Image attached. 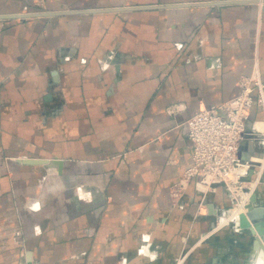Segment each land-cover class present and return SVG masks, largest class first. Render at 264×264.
<instances>
[{
	"label": "crops",
	"instance_id": "obj_1",
	"mask_svg": "<svg viewBox=\"0 0 264 264\" xmlns=\"http://www.w3.org/2000/svg\"><path fill=\"white\" fill-rule=\"evenodd\" d=\"M241 1L0 0V16L104 11L0 20V264L20 248L25 264L253 263L256 235L211 231L222 189L169 197L191 165L186 121L242 77L264 83V0Z\"/></svg>",
	"mask_w": 264,
	"mask_h": 264
},
{
	"label": "built area",
	"instance_id": "obj_2",
	"mask_svg": "<svg viewBox=\"0 0 264 264\" xmlns=\"http://www.w3.org/2000/svg\"><path fill=\"white\" fill-rule=\"evenodd\" d=\"M239 88L237 97L219 106L201 109L186 121L191 165L171 186L170 202L173 207L178 206L192 183L203 199L207 194L222 189L227 198L235 199V206L249 204L253 195L249 182H258L264 171V126H258L264 122L251 118L255 106L264 109V83L255 72L242 77ZM250 143L258 146L261 153L243 159L242 150ZM234 208L221 213L215 221L219 227L231 222L234 230L241 232L238 228V214L233 213L228 218ZM21 257L24 259V254Z\"/></svg>",
	"mask_w": 264,
	"mask_h": 264
},
{
	"label": "water",
	"instance_id": "obj_3",
	"mask_svg": "<svg viewBox=\"0 0 264 264\" xmlns=\"http://www.w3.org/2000/svg\"><path fill=\"white\" fill-rule=\"evenodd\" d=\"M241 2H259L257 0L253 1H241ZM182 6H194V5H182ZM145 9V8H144ZM149 9V8H146ZM152 9V8H151ZM121 9L111 10L119 11ZM104 11H79V12H60V13H36V14H16L8 16H0V20H9V19H29L35 17H48V16H60V15H83V14H92V13H101ZM19 162L29 165H43L47 167H57L58 174L61 173L62 161L59 160H38V159H23ZM252 171L250 172V176ZM251 203L255 205V194L250 198ZM250 203V204H251ZM213 213V208L209 207V213ZM238 228L243 233L245 230L249 231L253 235L257 236V244L261 246L264 250V209L258 206H250L246 214L238 215ZM28 264H31L28 262Z\"/></svg>",
	"mask_w": 264,
	"mask_h": 264
},
{
	"label": "rangeland",
	"instance_id": "obj_4",
	"mask_svg": "<svg viewBox=\"0 0 264 264\" xmlns=\"http://www.w3.org/2000/svg\"><path fill=\"white\" fill-rule=\"evenodd\" d=\"M167 112L170 114V115H174V114H176V113H178L179 112V108L177 107V105H173V106H171V107H168L167 109ZM170 190H171V188H170ZM187 191V190H186ZM186 191L184 192V194H183V196H182V198H181V200L179 201V203H178V206H176V207H173V208H178V209H180L181 207H182V204H183V198H184V195H185V193H186ZM223 191V190H222ZM224 192V191H223ZM224 194H225V192H224ZM169 197H170V192H169ZM205 197V196H204ZM227 198V197H226ZM205 200V199H204ZM227 200H228V202H229V204H230V207H229V209H227V210H225V211H221V212H219L218 213V215H217V217L218 216H220L221 215V213H224V212H227L228 210H231L232 209V207L234 206L235 208H237V206H235L236 205V202L234 201L235 199H232V200H230V198H227ZM171 203V202H170ZM204 202H203V200H202V202L200 203V205L199 206H201V204H203ZM237 203H238V201H237ZM172 205V204H171ZM200 208V207H199ZM199 210V209H198ZM197 213H198V211H197ZM233 213L234 212H232V213H230V215L229 216H231V215H233ZM227 214V213H226ZM228 216V215H227ZM214 223V225L212 226V228H211V231H213V230H216V229H218V228H220V227H222V226H218V223L216 222V221H214L213 222ZM228 224H231L232 225V223L230 222V223H228ZM264 243V242H263ZM20 247H22L23 245H19ZM260 246V245H259ZM21 249V255L23 254L22 252H23V248H20ZM257 250H258V248H257ZM256 253H257V251H256ZM256 255H255V258H254V261H253V263L255 262V260H256ZM20 259H21V263L22 264H25L24 262V260H25V258L23 259L21 256H20ZM23 260V261H22ZM180 260H182V259H180ZM180 262H176V264H179ZM252 263V264H253Z\"/></svg>",
	"mask_w": 264,
	"mask_h": 264
},
{
	"label": "bare ground",
	"instance_id": "obj_5",
	"mask_svg": "<svg viewBox=\"0 0 264 264\" xmlns=\"http://www.w3.org/2000/svg\"><path fill=\"white\" fill-rule=\"evenodd\" d=\"M258 126L259 127H263L264 126V124H258ZM260 180H261V178L258 180V182H252V181H250L249 183L251 184L250 185V188H251V192H252V190H253V194H255V192H256V190H257V185H258V183L260 182ZM249 194V193H248ZM248 196H250V195H248ZM247 199H248V197H246ZM250 201V200H249ZM244 201H242V203H243ZM251 202H249V204L248 205H246V206H243V205H240L239 207H237V208H234L233 209V211H234V213H236V214H246L247 213V211H248V208L250 207V206H252L253 207V203H251ZM231 216H229L228 218H230ZM256 260H255V262L253 263V264H264V250H263V248H261L260 247V250L257 252V254H256Z\"/></svg>",
	"mask_w": 264,
	"mask_h": 264
}]
</instances>
